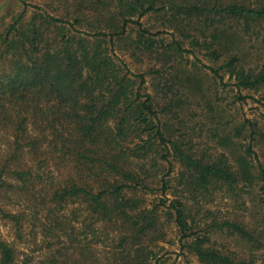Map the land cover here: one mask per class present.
Returning a JSON list of instances; mask_svg holds the SVG:
<instances>
[{
  "label": "trees",
  "instance_id": "16d2710c",
  "mask_svg": "<svg viewBox=\"0 0 264 264\" xmlns=\"http://www.w3.org/2000/svg\"><path fill=\"white\" fill-rule=\"evenodd\" d=\"M15 1L0 33V264H161L166 223L200 264H264V215L258 226L208 207L216 193L264 207L257 123L208 127L229 148L215 155L181 131L208 102L202 69L264 106V0Z\"/></svg>",
  "mask_w": 264,
  "mask_h": 264
},
{
  "label": "rangeland",
  "instance_id": "374dc122",
  "mask_svg": "<svg viewBox=\"0 0 264 264\" xmlns=\"http://www.w3.org/2000/svg\"><path fill=\"white\" fill-rule=\"evenodd\" d=\"M31 4H34L42 9H57L61 6L57 0H31L28 1ZM49 7V8H48ZM51 7V8H50ZM22 5L15 0H0V33L8 26L12 18L22 11ZM32 9H29L26 18L29 19ZM147 26L158 24L153 20V18L142 20ZM163 39L168 40L167 35H162ZM201 58V56H199ZM124 61L129 65L130 70L133 73L143 72L146 65H138L132 62L126 56L122 57ZM187 61L185 63L189 68H192L191 65L194 63L192 56L185 57ZM205 65H210V62L203 60ZM195 64V63H194ZM199 67V64H195ZM201 80L205 100H208L207 104L201 98L198 99L192 105V110L187 114L185 118L186 126L181 130L185 140L190 141V145L194 146V151H207L210 155H215L218 153H226L227 146L217 145V139L209 140L208 127L210 131L218 129L220 132L226 128H232L241 124L245 119L256 122L258 129L261 134L256 135V141H254V151L258 155L259 161L264 165V106L263 104L258 103L257 100H260L258 94L254 92H242V96L251 95L246 100H239L237 98L236 89L232 85H222L219 81H215L213 78H210V72L208 70L202 69L201 73L197 77ZM147 83L145 89L147 93L154 94V88L152 85V80L150 77H146ZM227 80V75L225 81ZM224 81V82H225ZM263 103V102H262ZM217 108L219 111L215 116L210 111V108ZM215 108V109H216ZM209 112V113H208ZM207 119V120H206ZM228 122V123H227ZM227 123V124H226ZM230 123V125H229ZM181 132V133H182ZM219 132V133H220ZM211 133V132H210ZM242 146L247 144V141L241 142ZM238 149L242 148L238 144ZM177 169V168H176ZM216 193L213 202L208 206L210 211L214 213L215 216L212 217L224 218L231 214L236 215L239 219H246L251 221L253 224L261 226V221L264 215V207H259L256 204L251 206L247 202V208L251 207L255 213L251 214L249 209L240 210L235 202V199H232L224 194ZM257 202L260 199L259 193L256 195ZM153 201L154 198H150L149 201ZM201 219V218H199ZM166 233H168L167 241L160 242L157 248L158 257L161 258V264H200L197 259L190 255L186 250L180 249V246L177 242L178 238L176 236L175 230L171 225L165 224ZM0 231L4 238L10 239V232L8 227L0 225ZM212 239L216 241L219 245H229V248L233 251H245L246 248L242 243H237L235 238L227 237L225 234H217L212 236ZM264 257V253L260 255Z\"/></svg>",
  "mask_w": 264,
  "mask_h": 264
}]
</instances>
